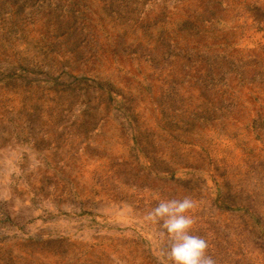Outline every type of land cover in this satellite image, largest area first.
<instances>
[{
  "label": "rangeland",
  "instance_id": "obj_1",
  "mask_svg": "<svg viewBox=\"0 0 264 264\" xmlns=\"http://www.w3.org/2000/svg\"><path fill=\"white\" fill-rule=\"evenodd\" d=\"M185 196L264 264V0H0V264H160Z\"/></svg>",
  "mask_w": 264,
  "mask_h": 264
},
{
  "label": "clouds",
  "instance_id": "obj_2",
  "mask_svg": "<svg viewBox=\"0 0 264 264\" xmlns=\"http://www.w3.org/2000/svg\"><path fill=\"white\" fill-rule=\"evenodd\" d=\"M195 206L190 196L161 199L144 215V221L158 225V235L166 243L160 264H216L207 254L206 239L192 234L195 219L189 213Z\"/></svg>",
  "mask_w": 264,
  "mask_h": 264
}]
</instances>
